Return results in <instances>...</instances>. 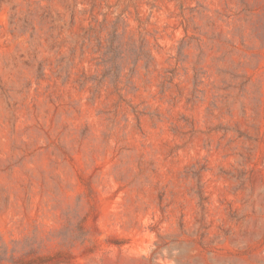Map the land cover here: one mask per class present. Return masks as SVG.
Instances as JSON below:
<instances>
[{
    "label": "rangeland",
    "instance_id": "1",
    "mask_svg": "<svg viewBox=\"0 0 264 264\" xmlns=\"http://www.w3.org/2000/svg\"><path fill=\"white\" fill-rule=\"evenodd\" d=\"M0 264H264V0H0Z\"/></svg>",
    "mask_w": 264,
    "mask_h": 264
}]
</instances>
